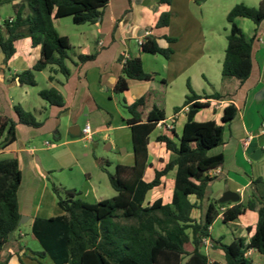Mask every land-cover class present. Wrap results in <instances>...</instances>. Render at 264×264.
Masks as SVG:
<instances>
[{"label":"trees","instance_id":"trees-1","mask_svg":"<svg viewBox=\"0 0 264 264\" xmlns=\"http://www.w3.org/2000/svg\"><path fill=\"white\" fill-rule=\"evenodd\" d=\"M13 0H0V7ZM172 0H161L170 5ZM109 0H22L13 5L15 16L0 25V51L4 64L16 53L15 43L30 38L34 47L41 48V57L31 70L15 75L22 86L35 87L36 74L50 69L49 81L57 74L68 79L71 75L69 63L73 62L74 50L68 37L60 35L56 21L71 17L77 26L94 25L103 18ZM28 12L25 13L24 10ZM240 18L249 19L256 25L264 22V0L258 7L244 3L236 4L228 13L230 32L222 63V77L234 78L241 83L247 81L253 69L254 37L248 38L238 26ZM171 14L163 13L157 27H167ZM169 43L176 39L166 37ZM144 53L160 55L170 59L172 48H162L155 36H147L140 46ZM95 60V55H79L81 63ZM122 73L114 87L115 94L128 89L129 80L153 81L155 74L145 71L139 57H120ZM53 74V75H52ZM189 94L177 114L189 106L187 122L182 134L174 129L169 135L157 137L171 153L169 161L160 170H155L150 182L144 180L149 165V138L161 121L166 120L164 110L155 103L154 94L147 92L130 105H126L130 118L126 125L131 130L134 164L117 165L108 173L110 185L116 195L100 202L89 203L80 198L75 189L52 186L64 215L55 218H36L32 224V235L41 250L33 252L35 261L49 259L52 264H257L250 252L264 258V181L253 180L254 190L246 202L220 203L209 201L200 219L192 214L202 211L208 199L209 186L218 177L216 172L224 166L222 154L210 152L224 145V134L235 120L238 109L230 104L224 109L221 124L215 121L197 122L196 114L209 108V100H222L219 93L197 94L188 81ZM39 96L50 106L65 107L63 95L56 88H45ZM200 100H206L200 102ZM15 118L0 115V149L4 150L17 140V126L38 129L42 122L34 113L25 111L20 105L14 107ZM176 170L173 195L170 203L158 199L147 203L149 192L162 185V179ZM22 183V172L17 159L0 160V252L20 228L18 191ZM222 209H224L222 211ZM248 211L258 212V222L249 241L235 236L230 244L222 238H213L211 228L222 213V222L229 225ZM209 241L212 248L222 251L224 262L211 260L203 251ZM6 259L0 264H7ZM21 264H27L20 258Z\"/></svg>","mask_w":264,"mask_h":264},{"label":"crops","instance_id":"crops-1","mask_svg":"<svg viewBox=\"0 0 264 264\" xmlns=\"http://www.w3.org/2000/svg\"><path fill=\"white\" fill-rule=\"evenodd\" d=\"M21 1L13 0L11 5L19 4ZM194 1L172 0L168 5L161 3V0H109L102 20L94 25L88 24L90 29L86 34L83 33L81 42H73L69 36H66L70 39L75 51L78 49V52H74L72 56L73 62L69 63L70 77L65 79L57 74L50 82V69L36 74L37 85L35 87L39 86L37 76H42L41 78L46 81L43 84L44 89L56 88L61 92L65 100L64 108L50 106L40 98L41 90L35 91V87L22 86L15 78V75L31 70L36 65L41 57L39 46L34 47L30 38L17 41L15 43L16 53L7 64H4V55L0 51V115L15 118L14 107L20 105L25 111L34 113L42 122V126L38 129L18 125L17 140L8 148L0 149V160L17 159L19 162L22 172V183L18 191L19 212L21 218L25 220V223H20L19 230L0 252V262L9 257L7 264H21L20 258L27 264H39L33 260L35 257L32 254L41 250L39 242L31 232L34 220L64 215L57 197L52 195L46 181L56 167L60 165L63 167L62 165L70 161L78 163L76 155L70 148L67 151L64 150L66 151L64 153L59 149L62 146L76 144L78 141L74 138L82 135V129L86 124H90L95 134L112 125L113 116L108 103L114 100V87L122 73V65L119 62L121 56L139 57L143 63L146 58H149L147 56H151L152 59L148 60L158 62L164 71L162 75L154 68L145 69L147 73L155 74L153 81L129 80V89L123 94H118L123 98L124 109V104H132L147 92H152L154 98L157 93L161 92L164 98H167L168 90L173 82L177 78L187 77L191 83V73L207 58H209L206 63L208 70L213 66L212 55L208 52L207 43L201 38V25L197 23L190 11V4ZM196 1L200 2V0ZM24 12L27 13L28 10L25 9ZM166 12L171 14L170 24L167 27L158 28L157 23L161 15ZM14 16L2 19L0 14V25L7 19H13ZM59 22V20L56 21L57 30ZM236 22L248 38L254 37L251 76L244 83L234 78H231L233 80L222 78L219 91H212L208 88H202L201 94L195 91L199 95L219 93L223 96L222 100H209L210 107L199 111L195 120L201 123L215 121L221 124L224 109L228 105L233 104L238 109L237 117L229 127V138L226 139L224 134V145L212 150L210 154L213 156L222 154L225 159L222 170L215 174L219 181L215 187L218 186V192H221L219 197L221 198L227 191H232L240 195L241 202H245L246 197L250 198L254 190L253 180L262 179L264 181V133L262 132L264 123V22L256 25L244 18ZM146 33L155 36L160 47L172 48L173 54L170 59H165L160 55H150L141 50L138 42L145 38ZM166 37L174 38L176 42L171 44ZM79 55H95V60L81 63L78 61ZM201 73L207 81V86L216 89L209 82L203 70ZM188 93L189 90L186 96ZM205 101L200 100V102ZM157 106L163 110L160 104L157 103ZM184 109L177 114L174 113L169 119L166 117L163 121L165 125L157 127L151 134L148 147L150 166L144 176L146 182L152 181L155 170L162 169L171 157L165 145L157 142V137L171 133L166 126L172 127L178 136L182 134L187 122V112ZM48 137H53L56 141L63 138L64 141L61 145L46 141L44 148L39 147L38 143ZM1 141L0 137V143ZM252 155L258 157V160H253ZM175 175L176 170H173L165 176L162 179V185L148 193L146 202L151 204L162 199L164 203H170ZM96 188L92 185L91 198L95 202H100L105 199V196L98 194L100 191ZM262 191L264 192V189ZM150 193L152 195L148 199ZM209 194H214L211 188L207 193L208 199L203 202L202 211L195 210L192 214L193 218L200 219L203 216L209 201H219L220 198L212 199ZM154 196L156 199L151 200ZM219 222L223 226L234 227L230 230L229 244L233 242L235 236L245 237L249 241L253 232H248L247 229L256 226L258 212L248 211L229 225L223 224L221 213L214 222L211 232L214 225ZM25 226L30 227V233L24 229ZM220 233L217 239L222 238L225 243L227 239L225 233ZM216 251L220 257L209 256L210 259L224 262L222 251ZM254 255L262 258L258 253L251 251L250 256L254 258ZM47 261H49L48 264H52L49 259L42 260V264ZM262 261L264 262L263 259Z\"/></svg>","mask_w":264,"mask_h":264},{"label":"rangeland","instance_id":"rangeland-1","mask_svg":"<svg viewBox=\"0 0 264 264\" xmlns=\"http://www.w3.org/2000/svg\"><path fill=\"white\" fill-rule=\"evenodd\" d=\"M186 1L187 0H183ZM262 1V0H261ZM259 0H204V1H194L190 4V11L192 15L196 18L197 23L201 25V37L202 41L207 43L208 52L211 53L213 66L208 70L206 63L209 58L199 64L195 70L191 73L192 86L193 90L202 93V88H208L210 90H220V82L222 81V63L225 58V49L227 47V35L230 32V25L227 21V15L230 10L239 3H244L250 7H258L260 2ZM179 16L180 14L178 13ZM0 14L2 19H6L11 15H15V11L11 3L4 4L0 7ZM59 32L61 35L69 36L73 42H78L82 40L83 33H87L90 29L88 24L77 26L73 23L71 17H67L59 20ZM191 22V21H190ZM74 52H78V49L72 51V56ZM145 59L143 63L144 69L152 70L154 68L157 72H161L164 75L162 65H160L151 56ZM153 69V70H154ZM201 70L205 72V75L209 82H211L216 89H212L207 86V81L202 76ZM153 75V73H151ZM42 76H37V81L39 83L38 87L34 89L42 90L44 89V82L46 83ZM188 78H177L173 85L169 88L167 93V98H164L163 93L159 92L155 95L156 104H160L165 111L167 119L171 118L174 114V110L178 107H182L185 99L186 93L188 92ZM231 79V78H228ZM233 80V79H231ZM189 94V93H188ZM114 100L108 103L110 111L113 116V123L108 129H104L101 132L93 133L92 140L83 139V135L80 137L74 138L78 142L74 145L62 146L59 150L64 153L68 148L76 155L78 163L75 161H70L69 163L62 165L63 167H56L55 170L50 174L47 179V184L49 189L55 197H57L53 190L52 186L56 185L57 187H62L66 189H75L81 193L80 198L89 203H95L91 198L92 185L97 187L96 189L100 192L98 194H104L105 199H110L116 195L115 190L112 188L109 182L108 173H113L117 165H128L131 166L134 164V153L131 140V131L126 126V120L130 118V115L123 107V98L121 95L114 94ZM230 130L226 129L225 138H229ZM49 141L53 144L61 145L64 141H56L53 137H48L42 142L40 141L39 147H45V142ZM66 150V151H64ZM218 180H215L209 188L214 192L213 195L209 194V197L212 199L220 198L218 192V186L215 185L218 183ZM214 185V188H213ZM223 194V193H222ZM248 194V193H247ZM148 197L150 199L151 197ZM222 196V195H221ZM58 199V198H57ZM155 196L151 200H155ZM211 199V200H212ZM249 198L246 197V200ZM24 229L30 233V227L25 226ZM234 227L223 226L221 222L214 225L213 233L211 232L213 238H216L224 232L226 236L225 243L229 244V239L231 237L230 230H233ZM203 251L209 254L212 258L220 257L218 252L212 248L211 244H206ZM254 259L258 264H264L262 259L254 255ZM47 261L45 264H48ZM44 264V263H43Z\"/></svg>","mask_w":264,"mask_h":264},{"label":"built area","instance_id":"built-area-1","mask_svg":"<svg viewBox=\"0 0 264 264\" xmlns=\"http://www.w3.org/2000/svg\"><path fill=\"white\" fill-rule=\"evenodd\" d=\"M147 36H149V33H146L145 38ZM145 38H142V39L139 40V42H138L139 46H141L144 43ZM184 111L185 112H188L189 111V106L185 107ZM164 125H165L164 122L161 121V122L158 123L157 127H163ZM166 128L169 129V130H172L173 129L170 126H166ZM262 132L264 133V123L262 125ZM82 135H83V139H85V140H92L93 130H92V127L90 126V124H86L84 126V128L82 129ZM222 210H224V209H222ZM208 242L209 241H206V244Z\"/></svg>","mask_w":264,"mask_h":264},{"label":"water","instance_id":"water-1","mask_svg":"<svg viewBox=\"0 0 264 264\" xmlns=\"http://www.w3.org/2000/svg\"><path fill=\"white\" fill-rule=\"evenodd\" d=\"M204 1V0H200ZM253 160H258V157H255V155H252L251 157ZM241 200V197L238 193L232 192V191H227L223 194V196L219 199L220 203H238ZM21 224L25 223V220L23 217L21 218L20 221Z\"/></svg>","mask_w":264,"mask_h":264}]
</instances>
